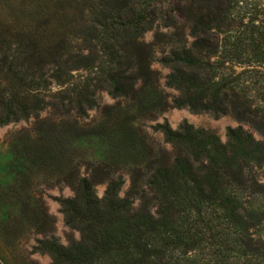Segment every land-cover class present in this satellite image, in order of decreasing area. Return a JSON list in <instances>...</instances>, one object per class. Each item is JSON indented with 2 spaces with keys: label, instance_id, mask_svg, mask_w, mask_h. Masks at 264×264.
I'll return each instance as SVG.
<instances>
[{
  "label": "trees",
  "instance_id": "obj_1",
  "mask_svg": "<svg viewBox=\"0 0 264 264\" xmlns=\"http://www.w3.org/2000/svg\"><path fill=\"white\" fill-rule=\"evenodd\" d=\"M6 1L21 7L32 3ZM36 1L33 20L21 24L0 10V125L46 107L40 88L48 76L64 87L57 93L60 102L68 96L78 111L92 108L91 78L73 83L71 71L80 64L100 75L93 85H106L114 96L128 95L151 76L141 36L160 0ZM168 8L171 14L159 15L158 21L176 26L175 15H187L191 38L170 59L168 83L179 91L175 105L229 113L261 139L241 126L229 127L222 142L187 122L177 129L159 124L174 154L146 165L156 210L135 211L132 201L120 196V178L109 181L99 198L82 177L73 196L60 200L65 223L79 231V239L69 245L53 236L36 240L34 249L47 253L51 264H264V242L257 236L263 213L238 197L249 187L251 193L261 191L252 179L248 185L243 166L264 165V109L219 73L226 61L248 64L244 51L262 55L264 8L250 0H171ZM73 20L79 24V46L65 34Z\"/></svg>",
  "mask_w": 264,
  "mask_h": 264
},
{
  "label": "rangeland",
  "instance_id": "obj_2",
  "mask_svg": "<svg viewBox=\"0 0 264 264\" xmlns=\"http://www.w3.org/2000/svg\"><path fill=\"white\" fill-rule=\"evenodd\" d=\"M30 1L29 7H21L14 1L0 0L1 14L15 16L19 24L33 20L39 1ZM104 1L99 0L100 4ZM250 1L264 8V0ZM159 2L161 5H156L160 10H156L154 20L149 15L152 22L141 36L149 50L152 74L139 80L128 95L114 96L106 85H93L100 75L80 64L71 71L76 79L73 83L81 84L80 80L91 78L95 102L92 108L78 111L68 96L60 102L57 93L64 87L48 76V83L40 88L48 101L46 107L27 118L0 125V264H51L47 253L34 249L37 239L53 236L63 245L79 239V231L65 223L60 200L73 196L82 177L90 181L99 198L109 181L120 178V196L128 197L135 211L154 212L157 203L146 185V165L155 166L160 157L174 154L158 129L159 124L167 123L177 129L187 122L214 133L222 142H226L229 127L241 126L261 139L247 123L229 113L197 112L175 105L179 91L168 83L174 66L170 59L172 52L187 45L191 38L187 15H175L176 26H164L163 21H158L159 15L165 18L171 14V0ZM79 17L77 12L76 20ZM68 28L71 31L66 36L72 38V45L79 46L78 22L73 20ZM261 50L262 55L260 50L244 51L248 64L226 61L219 73L226 81L234 80L244 96L264 109V63L256 62L264 60V49ZM47 55L50 60L51 55ZM246 165L243 174L248 185L252 179L261 191L251 193L249 187L238 197L263 213L257 236L264 242V165Z\"/></svg>",
  "mask_w": 264,
  "mask_h": 264
}]
</instances>
